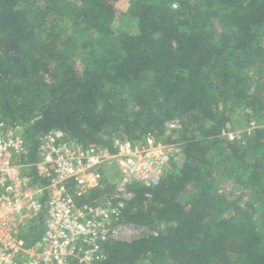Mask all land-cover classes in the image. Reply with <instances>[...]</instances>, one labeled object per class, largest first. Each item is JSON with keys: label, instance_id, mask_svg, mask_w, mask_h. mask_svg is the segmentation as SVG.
I'll use <instances>...</instances> for the list:
<instances>
[{"label": "trees", "instance_id": "obj_1", "mask_svg": "<svg viewBox=\"0 0 264 264\" xmlns=\"http://www.w3.org/2000/svg\"><path fill=\"white\" fill-rule=\"evenodd\" d=\"M117 1L0 0V120L26 125L29 161L50 130L83 145L109 146L116 131L181 145L158 186L129 188L119 218L157 236L110 242L95 264H264V122L246 144L229 141L221 111H261L248 82L264 68V0H128L133 33L112 29ZM172 119L182 128L167 134ZM218 176L248 199L218 195Z\"/></svg>", "mask_w": 264, "mask_h": 264}, {"label": "built area", "instance_id": "obj_2", "mask_svg": "<svg viewBox=\"0 0 264 264\" xmlns=\"http://www.w3.org/2000/svg\"><path fill=\"white\" fill-rule=\"evenodd\" d=\"M249 126L256 128L255 122ZM181 128L179 119L165 123L167 134ZM25 131L19 121L0 120V264L102 261L108 243L130 242L145 228L119 221L134 199L129 188L158 186L182 152L181 146L151 134L140 142L119 139L102 146L71 142L63 131L50 130L37 137L35 160L29 161ZM222 136L236 140L226 131ZM106 184L110 193L84 201ZM38 229L39 236L28 244L25 237Z\"/></svg>", "mask_w": 264, "mask_h": 264}, {"label": "rangeland", "instance_id": "obj_3", "mask_svg": "<svg viewBox=\"0 0 264 264\" xmlns=\"http://www.w3.org/2000/svg\"><path fill=\"white\" fill-rule=\"evenodd\" d=\"M58 4L64 3V0H56ZM115 11L117 14V18L112 26L113 31H124L127 33H133L135 32L134 29V23L129 20V18L125 17L126 11L128 9V0H118L115 3ZM89 51V49H88ZM91 51V50H90ZM88 54V53H87ZM86 55V53H85ZM89 55V54H88ZM83 59V60H82ZM77 57L72 60L73 63L78 64V66L82 65H88L90 62V59H86L85 57ZM82 63V65H81ZM258 72V73H255ZM250 81L248 82V90L250 95L253 96H260L261 97V103L262 108L261 111H258L252 116L251 119L247 118V115L250 114V112L243 108H236L233 105H230L229 108H221V111L224 113L230 111L228 113V117L231 119V123L228 124L226 132L233 134L236 136V140L243 142L244 144L247 143L248 140L252 138L253 132L260 128L263 125L264 122V68L260 72L258 70L252 69V72L250 74ZM251 122H255L256 128L255 130H250L249 124ZM104 141H115L119 139H126L123 133L121 132H115L114 134H111V136H105L102 138ZM177 144V143H176ZM178 146H181L180 144H177ZM180 152L177 156H175L173 162H178V159L180 157ZM171 171L170 169L168 170ZM217 185H216V193L218 195H224L229 199H240L241 203H243L246 199H248V195L245 194L244 190L239 189L236 185H234L231 181H225L221 178V176H218L217 178ZM193 197L192 194H186L183 197L184 201H189ZM256 219V225L259 229H262L264 227L263 218L261 216H255ZM144 228V227H143ZM150 235V232L147 228H144L143 230H138L136 233H134L128 241H134L136 239L148 237Z\"/></svg>", "mask_w": 264, "mask_h": 264}, {"label": "clouds", "instance_id": "obj_4", "mask_svg": "<svg viewBox=\"0 0 264 264\" xmlns=\"http://www.w3.org/2000/svg\"><path fill=\"white\" fill-rule=\"evenodd\" d=\"M173 7H176V5H173Z\"/></svg>", "mask_w": 264, "mask_h": 264}]
</instances>
